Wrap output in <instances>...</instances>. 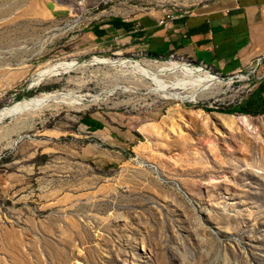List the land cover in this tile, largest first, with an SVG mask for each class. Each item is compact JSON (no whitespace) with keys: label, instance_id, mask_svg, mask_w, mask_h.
<instances>
[{"label":"rangeland","instance_id":"1","mask_svg":"<svg viewBox=\"0 0 264 264\" xmlns=\"http://www.w3.org/2000/svg\"><path fill=\"white\" fill-rule=\"evenodd\" d=\"M216 1L0 0V264H264V57L167 39Z\"/></svg>","mask_w":264,"mask_h":264},{"label":"crops","instance_id":"2","mask_svg":"<svg viewBox=\"0 0 264 264\" xmlns=\"http://www.w3.org/2000/svg\"><path fill=\"white\" fill-rule=\"evenodd\" d=\"M182 23L167 39L184 34L187 53L217 69L231 70L264 57V0H217Z\"/></svg>","mask_w":264,"mask_h":264},{"label":"bare ground","instance_id":"3","mask_svg":"<svg viewBox=\"0 0 264 264\" xmlns=\"http://www.w3.org/2000/svg\"><path fill=\"white\" fill-rule=\"evenodd\" d=\"M63 65H67L68 66V64H63ZM137 67H139L138 66V64L136 65ZM62 67V66H61ZM68 67H70V66H68ZM67 67V68H68ZM52 68H54V67H52ZM65 68V67H64ZM49 69V68H48ZM60 69V68H59ZM147 70H148V68H147ZM53 71V70H52ZM63 71V70H62ZM150 71H152V70H150ZM154 72H156L157 74H163V73H168V74H175V75H178V77L179 76H184V77H189L188 79H192L193 80V82L197 85V91L195 92V90H193V93H191V95H189V96H184V95H180L179 93H175V92H172V93H167V94H165L164 93V95L162 96V97H164V98H174V99H179V100H188L189 102H192V101H194V99H196V93H200L201 91H203L204 89H206L207 87H209V86H211L212 84H216V83H223L218 77H216V76H213V75H210V74H208V73H204L203 72V70L201 69V68H190L189 66H187V65H185V64H169V65H166V66H162V67H160V68H158L157 70H153ZM50 72V69L48 70V73ZM142 72V71H141ZM42 73V72H41ZM43 73H46V72H43ZM55 73V72H54ZM39 75H40V73H39ZM44 74H42L41 76H43ZM41 76H39V77H41ZM150 76V75H149ZM157 76V75H156ZM167 76V75H166ZM152 77V76H151ZM158 77H160V76H158ZM168 77V76H167ZM184 77H183V80H184ZM154 78H156V77H154ZM41 79V78H40ZM39 80V79H38ZM183 80H181V81H183ZM179 81V80H178ZM177 81V82H178ZM159 84H160V82L159 81H157ZM184 82V81H183ZM162 83V82H161ZM171 83V82H170ZM187 82L185 81V83H182V82H180V84L181 85H183V84H185L187 87H189L187 84H186ZM165 84H168V83H165ZM171 84H173V83H171ZM179 84V85H180ZM190 84H192V83H190ZM168 85H170V84H168ZM167 85V86H168ZM180 85V86H181ZM184 85V86H185ZM172 86H174V84L172 85ZM175 86H176V84H175ZM174 86V87H175ZM183 86V87H184ZM158 87V86H157ZM165 87L166 86H164V85H160L159 86V89L161 88L162 90L163 89H165ZM179 87V86H178ZM178 87H176V88H178ZM183 87H181V90H182V88ZM194 87V86H193ZM167 88V87H166ZM190 88H192V87H190ZM190 88H188V89H190ZM173 89V88H172ZM171 89V90H172ZM185 89V88H184ZM183 89V90H184ZM187 89V90H188ZM154 90V92L156 93H158V89H153ZM168 90V89H167ZM174 90H177V89H174ZM180 90V89H179ZM178 90V91H179ZM180 90V91H181ZM185 91V90H184ZM189 91H191V90H189ZM165 92V91H164ZM167 92V91H166ZM156 93V94H157ZM160 93V92H159ZM162 95V94H161ZM51 95H44V96H41L40 98H34V99H32V100H30L29 102H24V103H22V104H17V105H14V107L12 106V108H9L8 110H4L3 112H2V114L4 115V113H6V114H9V113H11V112H15L17 109H19L20 107H24V108H26V107H28L29 105H33V104H36V103H38V102H40L41 104H42V102L43 101H45V100H47L49 97H50ZM18 111H21V110H18ZM16 113V112H15ZM1 114V115H2ZM13 114V113H12Z\"/></svg>","mask_w":264,"mask_h":264},{"label":"built area","instance_id":"4","mask_svg":"<svg viewBox=\"0 0 264 264\" xmlns=\"http://www.w3.org/2000/svg\"><path fill=\"white\" fill-rule=\"evenodd\" d=\"M257 62H259V59H256Z\"/></svg>","mask_w":264,"mask_h":264},{"label":"trees","instance_id":"5","mask_svg":"<svg viewBox=\"0 0 264 264\" xmlns=\"http://www.w3.org/2000/svg\"><path fill=\"white\" fill-rule=\"evenodd\" d=\"M264 111V110H263ZM232 112H234V111H231V112H229V113H232Z\"/></svg>","mask_w":264,"mask_h":264}]
</instances>
